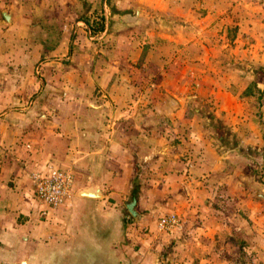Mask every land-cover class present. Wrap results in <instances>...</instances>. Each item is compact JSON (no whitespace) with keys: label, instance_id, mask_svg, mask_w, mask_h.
<instances>
[{"label":"crops","instance_id":"crops-1","mask_svg":"<svg viewBox=\"0 0 264 264\" xmlns=\"http://www.w3.org/2000/svg\"><path fill=\"white\" fill-rule=\"evenodd\" d=\"M148 1L0 0V264H243L264 249V185L209 134V71L144 46ZM49 168L73 182L54 209L32 183ZM233 225L243 242L219 241Z\"/></svg>","mask_w":264,"mask_h":264},{"label":"rangeland","instance_id":"rangeland-1","mask_svg":"<svg viewBox=\"0 0 264 264\" xmlns=\"http://www.w3.org/2000/svg\"><path fill=\"white\" fill-rule=\"evenodd\" d=\"M142 6L151 16L143 26L144 46L151 48L153 56L158 55V47L167 48L168 60L182 53L193 58L199 69L209 71V134H215L216 128L222 131L223 144L238 150L236 160L244 161L247 175L264 185V0H159ZM252 127L263 134L258 148L239 143L240 134ZM211 213L210 218L221 220ZM167 215L178 224L175 212L163 214ZM227 218L237 224L235 215L222 219ZM234 225L235 230L217 233L219 241L225 243L229 237L234 246L239 245L244 234ZM257 252L253 260L241 263L264 264V249Z\"/></svg>","mask_w":264,"mask_h":264},{"label":"built area","instance_id":"built-area-1","mask_svg":"<svg viewBox=\"0 0 264 264\" xmlns=\"http://www.w3.org/2000/svg\"><path fill=\"white\" fill-rule=\"evenodd\" d=\"M32 183L38 201L48 208H57L65 204L70 198L72 177L69 172L49 168L43 174H34ZM42 216L46 215V209L40 210ZM176 218L172 215L161 216L157 225L158 228H166L175 225Z\"/></svg>","mask_w":264,"mask_h":264},{"label":"water","instance_id":"water-1","mask_svg":"<svg viewBox=\"0 0 264 264\" xmlns=\"http://www.w3.org/2000/svg\"><path fill=\"white\" fill-rule=\"evenodd\" d=\"M141 10H138V12H140ZM97 190L95 192H91V191H83L82 193H80L81 195L83 196H88V197H97L98 194H97ZM127 209L128 211L132 214L133 213V210H132V206H133V202H129L127 205Z\"/></svg>","mask_w":264,"mask_h":264}]
</instances>
